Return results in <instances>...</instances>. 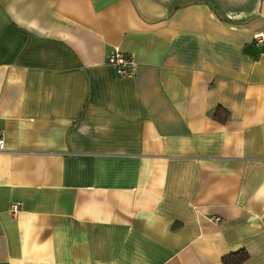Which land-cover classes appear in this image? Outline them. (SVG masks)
I'll use <instances>...</instances> for the list:
<instances>
[{
  "label": "crops",
  "instance_id": "1",
  "mask_svg": "<svg viewBox=\"0 0 264 264\" xmlns=\"http://www.w3.org/2000/svg\"><path fill=\"white\" fill-rule=\"evenodd\" d=\"M260 32L264 0H0V264H264Z\"/></svg>",
  "mask_w": 264,
  "mask_h": 264
},
{
  "label": "built area",
  "instance_id": "2",
  "mask_svg": "<svg viewBox=\"0 0 264 264\" xmlns=\"http://www.w3.org/2000/svg\"><path fill=\"white\" fill-rule=\"evenodd\" d=\"M253 43L256 47L264 46V33L260 32L254 35ZM107 63L111 65L118 76L130 77L135 73L136 65L132 55L122 52L118 48H113L107 57ZM5 150L3 136L0 133V152ZM17 204L12 205V210L16 209ZM218 220L217 217L213 218Z\"/></svg>",
  "mask_w": 264,
  "mask_h": 264
},
{
  "label": "trees",
  "instance_id": "3",
  "mask_svg": "<svg viewBox=\"0 0 264 264\" xmlns=\"http://www.w3.org/2000/svg\"><path fill=\"white\" fill-rule=\"evenodd\" d=\"M221 111L220 108H217L214 112V118L219 121H224L225 117H221L219 112ZM248 257V254L245 250L239 249L235 252H232L228 255L222 257V264H242Z\"/></svg>",
  "mask_w": 264,
  "mask_h": 264
}]
</instances>
